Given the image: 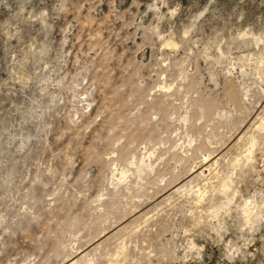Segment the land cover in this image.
<instances>
[{
    "label": "rangeland",
    "instance_id": "374dc122",
    "mask_svg": "<svg viewBox=\"0 0 264 264\" xmlns=\"http://www.w3.org/2000/svg\"><path fill=\"white\" fill-rule=\"evenodd\" d=\"M0 264H264V0H0Z\"/></svg>",
    "mask_w": 264,
    "mask_h": 264
}]
</instances>
